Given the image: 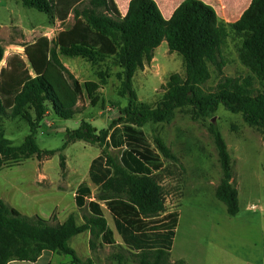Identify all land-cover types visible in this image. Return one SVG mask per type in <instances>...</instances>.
<instances>
[{"label":"trees","instance_id":"trees-1","mask_svg":"<svg viewBox=\"0 0 264 264\" xmlns=\"http://www.w3.org/2000/svg\"><path fill=\"white\" fill-rule=\"evenodd\" d=\"M22 3L61 24L69 16L73 22L52 40L40 37L25 45V60L14 54L4 67L1 63L5 51L0 46V119L20 118L29 126V134L20 146L5 138L0 128V170L32 156L41 160L54 154L41 151L35 138L49 112L63 120L80 113L82 86L65 69L61 56L78 57L92 65L111 59L121 69L128 103L119 112L121 120L113 121L107 129L97 131L82 120L77 129L66 131L62 150L76 141L121 150L118 162L104 153L91 162L89 180L101 191L97 199L90 200L92 193L86 182L77 187L75 205L79 210H88L83 224L77 225L73 215L61 224L37 216L29 218L0 201V264L35 263L44 251L69 256L70 264H93L91 259H80L69 243L84 232L90 233L92 250L99 240L101 245L115 243L100 203L110 213L127 250L123 256H114L118 264H185L169 260L179 213L166 211L164 190L158 181V174L165 169L163 157H175L160 140L154 147L142 126L148 121H168L174 110L183 106L207 115L221 103L230 112L241 114L247 124L264 131V0H251L234 23L220 20L212 7L199 0H184L169 20L163 18L153 0H130L123 17L114 0ZM229 40L238 41V59L261 82L262 92L253 94L249 81L231 78L220 81L214 93L200 89L210 78V65L221 72L225 63L218 58ZM163 41L170 53L181 56L185 73L172 74L162 101L150 108L137 102L132 79L151 63ZM212 134L222 170L215 198L224 204L227 215L234 217L239 204L237 189L231 182V157L220 132L213 127ZM64 166L61 155L60 168ZM126 257H132L133 263H128Z\"/></svg>","mask_w":264,"mask_h":264},{"label":"rangeland","instance_id":"rangeland-1","mask_svg":"<svg viewBox=\"0 0 264 264\" xmlns=\"http://www.w3.org/2000/svg\"><path fill=\"white\" fill-rule=\"evenodd\" d=\"M72 22L73 18L69 16L61 24L45 13L23 6L22 0H0V46L5 51L1 66L4 67L6 60L14 54L25 60V45L40 37L52 40ZM238 46V41L229 40L222 48L218 61L223 60L225 65L221 72L215 66H209L210 78L200 86L204 93H214L219 82L227 78L249 81L253 94L263 91L261 82L241 65ZM61 62L82 86L83 96L78 104L80 113L63 120L49 112L37 130L36 144L41 151H54L53 155L41 159L48 160L43 171L51 178L60 172V155H65V163L77 169L79 179H86L91 159L104 153L118 162L121 150L83 141L72 142L62 150L66 131L77 129L82 120L97 131L107 129L113 121L121 120L119 112L127 106L128 95L123 93L121 69L111 59L92 65L78 57L61 56ZM184 73L181 56L170 53L163 41L154 51L151 63L136 72L132 79L137 102L155 108L162 101L169 77ZM213 127L220 132L231 157V182L237 189L239 204V212L234 217L228 216L224 204L215 198L222 170ZM0 128L14 146H20L29 134L28 124L20 118H2ZM142 129L154 147L156 140H160L169 155L175 157H163L165 169L158 174L166 211L179 213L169 260L173 262L185 257L189 264H264V131L247 124L241 114L230 112L221 103L207 115H199L192 106H183L174 110L170 120L148 121ZM41 160L33 156L0 170V199L27 217L40 211L49 213L58 200V194L54 192H50L48 202L39 201L38 193L31 192L37 170L42 167L38 165ZM91 191L95 199L101 194L94 185H91ZM71 206L76 209L74 200ZM60 215L63 220V214ZM87 215L86 209L77 211V225ZM49 222L60 224L53 222V218ZM77 237L72 239L70 246L79 258H89V250L84 248L85 240ZM116 239V245L100 247L91 253L94 264H118L112 255L117 257L124 253L119 237ZM126 258L128 263H133L132 257ZM70 260L69 256L53 254L50 264H70Z\"/></svg>","mask_w":264,"mask_h":264},{"label":"crops","instance_id":"crops-1","mask_svg":"<svg viewBox=\"0 0 264 264\" xmlns=\"http://www.w3.org/2000/svg\"><path fill=\"white\" fill-rule=\"evenodd\" d=\"M114 1H115L116 5L119 9L121 16L123 17L127 13L128 4H129L130 0H114ZM153 1L158 6L163 18L165 20H169L171 18V16L173 15V12L175 11V9L184 0H153ZM199 1H202L203 3L212 7L214 9V11L216 12L218 18L220 20L224 21L225 23H234L237 20H239L241 15L243 14V12L249 7V5L251 3V0H199ZM62 156L64 159V165L65 166L63 169H60V172L57 173V176L55 178H51L47 172L43 171V166L48 160H45V161L41 160L39 162L38 165L42 166V167L38 168L37 176L33 180L34 185H33V188L31 189V192L33 191L35 193H38L39 201H42V202H48L50 200V198H51L50 192H54V193L58 194V196H57L58 200H57L56 204L53 205L52 211H50L49 213H46V212L44 213L43 211L35 212L38 214H34L33 217L37 216V217H40L41 219H44L46 221H49L51 218L55 217L56 221H58L60 224L63 223L68 218V216H70V215H73L76 219V212L80 211V210L76 207V205H75L76 209H74L71 206V203L74 200L75 191H76L77 187L79 186V184L82 182H86L90 189H91V185H94L89 180V167L91 165V162L96 157H98L99 155L95 156L88 163L87 172H86V179H79L81 176L78 175V172L76 173L77 169L70 168L69 164L67 162L65 163V155H62ZM164 168H165V163H164ZM94 186L97 187L96 185H94ZM91 193H92V191H91ZM45 194H46V196H44ZM90 200H95L93 194H92V198ZM0 201L3 204H5L6 206H8L9 208H11L8 204H6V202L4 200L0 199ZM74 204H75V202H74ZM100 206H101L103 215L107 221V225L113 232V239H114L115 243L111 246L110 245H101V244H99L100 243V240H99L96 242V244H97L96 249L92 250L90 247V238L91 237H90L89 232H84V233H81V234L73 237V238H75V237L79 236L77 238H82V240H85V247L84 248L85 249L87 248V250H89V256H90L87 259H91L93 264H94V261H93V258L91 256V253L96 251L100 247H105V246L112 247V246L116 245V240H117L116 238H118V237H119V240L121 241L122 246H123L122 247L123 253L127 254V250L123 245L121 237L118 235V233L115 230V227H114L110 213L105 208L103 203H100ZM11 209H14V208H11ZM104 210L107 211L113 227L110 226V223L107 220V217L105 215ZM56 211H57V214H55ZM167 212H171V211H167ZM20 214H22V213H20ZM60 214H63V220H61ZM33 217L31 216L29 218H33ZM83 222H84V217H83ZM83 222L79 223L78 225L83 224ZM72 239L70 240V242L72 241ZM173 245H174V242H173ZM84 248H82V249H84ZM172 249H173V246H172ZM172 249H171V251H172ZM79 250H81V249H79ZM171 251H170V254H171ZM114 256L115 255H112V259ZM52 257H53V254L51 252L44 251L35 263L12 261V262H9L8 264H39V262H42V264H50ZM82 260H86V259H82ZM177 260H182L185 264H189L188 260L185 257L178 258ZM177 260H175V261H177ZM175 261H173V262H175Z\"/></svg>","mask_w":264,"mask_h":264},{"label":"built area","instance_id":"built-area-1","mask_svg":"<svg viewBox=\"0 0 264 264\" xmlns=\"http://www.w3.org/2000/svg\"><path fill=\"white\" fill-rule=\"evenodd\" d=\"M255 207L252 206V209H254Z\"/></svg>","mask_w":264,"mask_h":264}]
</instances>
